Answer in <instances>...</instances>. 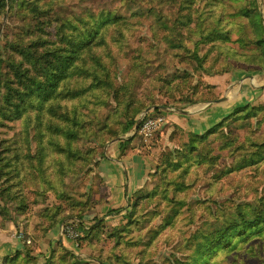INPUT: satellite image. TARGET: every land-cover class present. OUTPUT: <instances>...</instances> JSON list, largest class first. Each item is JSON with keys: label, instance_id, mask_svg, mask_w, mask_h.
Masks as SVG:
<instances>
[{"label": "trees", "instance_id": "obj_1", "mask_svg": "<svg viewBox=\"0 0 264 264\" xmlns=\"http://www.w3.org/2000/svg\"><path fill=\"white\" fill-rule=\"evenodd\" d=\"M66 1L0 0V18L6 21L0 24L2 222L18 228L17 219L23 218L27 227L35 218L33 236L36 229L44 238L60 223H74L80 234L78 250L84 245L95 248L106 239L115 248L136 247L141 241L133 240L130 226L140 229L139 225L160 218L156 231L160 234L183 213L193 216L187 195L199 180V171L212 172L208 180L212 186L264 165V104L248 103L204 134H187L175 155L164 152L154 187L138 195L125 216L128 228L105 233L102 223L85 224L84 216L96 201L79 181L94 155L84 143L93 139L102 147L118 139L123 149L137 136L123 139L140 115L150 108L157 115L167 106H158L153 93L138 92L114 77L118 55L130 48L133 25L139 23L133 13L135 1L110 0L97 10L78 13L68 12ZM137 1L149 7L147 13L153 17L152 42L148 55L133 57L130 72L151 71L161 92L182 103L177 110L185 109L183 104L190 107L219 99L215 85H204L205 77L230 75L236 69L264 71V20L258 0ZM12 19L18 24L10 29ZM166 56L190 70L176 71L166 79L160 73ZM223 152L229 163L214 172ZM30 194L32 204L41 208L25 219ZM212 202L214 207L207 208L193 231L180 236L165 264L229 260L236 264L242 245L244 252L253 254L264 243V191L252 201ZM8 204H13V212ZM113 256L108 257L109 264H129L126 254ZM86 259L57 241L42 264H88L81 261ZM95 260L103 263L101 255ZM2 264L38 263L32 245L23 243L22 250Z\"/></svg>", "mask_w": 264, "mask_h": 264}, {"label": "rangeland", "instance_id": "obj_2", "mask_svg": "<svg viewBox=\"0 0 264 264\" xmlns=\"http://www.w3.org/2000/svg\"><path fill=\"white\" fill-rule=\"evenodd\" d=\"M109 1L110 0H67L64 7L68 12L78 13L85 8L97 10L104 5H107ZM134 1L133 13L138 17L139 23L133 25L134 32L133 38L130 40V48H125L123 52L118 55V66L114 72V77L118 83H126L128 86H130L131 89H134L138 92L153 93L155 102L158 106H167L168 109H171L162 111L161 108V112L164 113L167 123L166 112L172 113V109L178 111L176 107H178V105L181 106L182 103L176 102V100L173 99H168L164 95V92H161V83H157L153 80L154 76L151 71H147L145 75L138 72H130L132 62L134 61L133 57L135 55H137L138 53H141L143 55L149 54V46L152 42V33L150 28L153 25V17L147 13L149 7L141 5L137 0ZM258 4L259 10L262 14V18L264 20V0H258ZM12 20L14 21L9 22L10 29H13L18 24V20ZM5 23L6 21L0 18V24ZM173 58L174 57L172 56H166V66L160 71V73L164 75L166 79H170L171 75L176 71L190 70L189 65L180 64ZM235 71L243 70H233V72ZM243 72L250 73L246 71ZM251 74H254L252 75L254 76V84L252 87L264 85V73H250L249 75ZM215 77L219 79V77L224 76ZM207 78L211 77H205L203 79L205 81L204 85L208 84L213 79ZM149 79L151 80L149 81ZM258 79L260 81V84L258 82ZM260 90L262 91L261 93ZM260 90L255 93L256 99L250 102L252 103V105H258L261 103L264 104V88ZM247 92H251V89H248ZM243 97L245 98V96ZM183 107L188 108V106L184 104ZM142 115H140V117ZM150 116H154L153 112L150 113ZM166 123L158 132L153 135V137L148 142H144L138 136H135V138H133L126 145L127 147L125 146L126 148L124 147L123 149L120 148L118 139L110 140L102 147L99 146L93 139H90L88 142H86V144L84 143V147L94 151V155L92 163L79 176V181H81L86 186V190L89 191L92 200L96 201V206L93 207L84 216L88 217L84 219L85 224L88 225L94 221L95 224L102 223L105 233L114 228L121 229L125 226L126 228H128V220L125 218V216L127 215L128 211L132 209L133 205L136 202L137 196L151 191L154 187L155 175L158 173L157 166L159 165L164 152L169 151L170 153L175 155L176 151L179 149L180 144L182 143L181 140L186 137L185 133L180 132V130H175L172 132V135L170 137L171 140L170 142H168V145L160 142V135L167 126ZM239 135L242 137V132H239ZM131 136L133 135L126 134L123 136V139L130 138ZM131 145H134L135 147L133 148V146ZM111 146H118L120 148L121 154L124 153L127 148L128 150L126 152L130 153L131 151H133V149L135 150L136 148H145L146 151H149V147H151L153 149V153L156 155L155 163H152L153 167L152 165L150 167L152 171L148 174L144 187L134 193V195L130 199L131 202L122 207L106 209L105 207H100L107 197L105 194V190L103 191L102 189V185L104 184L97 173V168L99 161L104 159L105 156H109L108 153H110L111 151ZM145 149L143 151H145ZM226 154V152L221 153L224 158H221L219 165L216 167L214 172L222 168L223 165L229 163V161L225 158ZM199 173V180L194 184V187L188 192L187 195V201L190 203V206L193 210L192 217L189 216V212L183 213L180 219H178L179 221L173 227L163 230L160 234H156L157 227L161 223L160 218L139 225L141 227L140 229H138L137 226H130V228L132 229L131 236L133 240L141 241V244H139L138 246L129 248L122 246L115 248L114 242L111 241V239H106L102 243L97 242V246L95 248H93L94 246L89 247L87 245H84L80 250H78V248H74L75 252L77 253L75 254V256L87 258L86 260L81 261L88 264H101L100 262L95 260L97 255H101L103 260L102 264H109L111 261L108 259V257H111L113 259V255H115V253L126 254V258L129 264H165L166 260H169L173 257L174 253L172 247L178 241L180 236L184 232L189 235L195 228V225L198 223L199 219L207 212V208L209 209L210 206L214 207V203L212 201H216L217 203H223L227 200L252 201L253 199L260 197L264 191V165L261 166V168L257 171L244 170L242 172L232 174L226 178L221 179L212 186H210L208 183L212 172L206 175H202L201 171H199ZM32 201L33 195L30 194L28 210L24 214L25 219H27L26 216H35V211L41 208V206H34V204H32ZM53 201V198L50 197L49 202ZM7 207L10 209V212L14 211L13 204H8ZM13 214L14 213H12V215ZM22 219L23 218L17 219L20 225L18 228L14 227V230L22 229L27 237L30 238V245H32L33 248V256H35V258L37 259L38 264H42L44 262V258L48 256V253L55 242H52V244H50V242L46 240L47 236L45 238L42 237L41 232L36 229L35 232H37V234L36 236H33L35 235L33 231L35 218H33L27 224V227L25 226V223H23ZM241 250L242 253H240L236 264H264V243L253 254L244 252L245 245L241 246ZM115 264L119 263L115 262ZM226 264H231V260H229Z\"/></svg>", "mask_w": 264, "mask_h": 264}, {"label": "crops", "instance_id": "obj_3", "mask_svg": "<svg viewBox=\"0 0 264 264\" xmlns=\"http://www.w3.org/2000/svg\"><path fill=\"white\" fill-rule=\"evenodd\" d=\"M235 72H232L231 75L219 77V79L216 77L207 78H213L208 84L216 86L215 92L219 96L216 102L198 104L178 111L172 109V113L166 112L167 126L161 132L160 142L168 145L172 132L175 130H180L185 135L203 134L219 123L236 107L254 101L256 99L255 93L263 89L264 85L252 87L254 84V76L252 75L254 74L249 75L250 73L243 71ZM258 82L260 84L259 79ZM248 89H251V92H247ZM167 109L162 108V111ZM131 146L135 147L134 145ZM144 149L136 148L127 153V148L125 156L122 157L120 148L111 146L109 156H105L104 159L99 161L97 173L103 181L102 189L105 190L107 197L100 207L113 209L127 205L131 202L130 199L134 193L144 187L147 176L152 171L150 167L151 165L153 167L152 163H155L156 155L151 147H149V151H146V149L143 151ZM58 226L52 228L46 240L50 244L60 241L69 250L77 254L74 245L61 239ZM14 227V225L12 227L11 222H2L0 217V264L3 263L5 258H10L22 250L23 243L16 238L15 231L17 230H14L16 228Z\"/></svg>", "mask_w": 264, "mask_h": 264}, {"label": "built area", "instance_id": "obj_4", "mask_svg": "<svg viewBox=\"0 0 264 264\" xmlns=\"http://www.w3.org/2000/svg\"><path fill=\"white\" fill-rule=\"evenodd\" d=\"M153 108L148 109L145 112V115L141 116L137 120V130L136 132H133L131 135L137 134V136L144 142H148L153 135L158 132L162 126L166 123V118L163 112L154 115V116H149L150 113L153 112ZM171 110V109H168ZM152 111V112H151ZM147 116V118L144 120V118ZM60 229V236L61 239L70 242L72 245H74V248L77 249V243L78 239L80 238V234L77 230V227L74 223H67V222H62L59 226ZM89 228L86 229V231ZM16 238L21 241L22 243H25L29 245L31 243L30 238L27 237V235L24 233L22 229H18L15 233Z\"/></svg>", "mask_w": 264, "mask_h": 264}, {"label": "water", "instance_id": "obj_5", "mask_svg": "<svg viewBox=\"0 0 264 264\" xmlns=\"http://www.w3.org/2000/svg\"><path fill=\"white\" fill-rule=\"evenodd\" d=\"M153 109H154V108H153ZM144 115H145V113H143V116H144ZM137 128H138V126H136V127L134 128L133 132H136ZM133 132H132V133L130 132V133L133 134ZM130 133H129V134H130ZM60 234H61V232H60Z\"/></svg>", "mask_w": 264, "mask_h": 264}]
</instances>
